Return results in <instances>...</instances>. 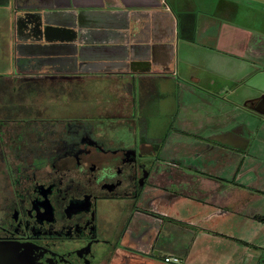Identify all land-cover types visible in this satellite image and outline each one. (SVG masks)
<instances>
[{"label":"crops","instance_id":"obj_1","mask_svg":"<svg viewBox=\"0 0 264 264\" xmlns=\"http://www.w3.org/2000/svg\"><path fill=\"white\" fill-rule=\"evenodd\" d=\"M14 76L49 92L41 101L52 117L131 124L159 141L166 173L185 175L161 205L187 207L197 223L168 217L180 233L167 234L165 255L256 259L248 235L264 223V0H0V79ZM165 106L172 112L154 133ZM173 136L184 151H169Z\"/></svg>","mask_w":264,"mask_h":264},{"label":"flooded vegetation","instance_id":"obj_2","mask_svg":"<svg viewBox=\"0 0 264 264\" xmlns=\"http://www.w3.org/2000/svg\"><path fill=\"white\" fill-rule=\"evenodd\" d=\"M35 81L6 78L0 101V264L9 244L18 264H147L173 247L178 223L161 204L185 175L166 173L159 141L131 124L52 117Z\"/></svg>","mask_w":264,"mask_h":264},{"label":"rangeland","instance_id":"obj_3","mask_svg":"<svg viewBox=\"0 0 264 264\" xmlns=\"http://www.w3.org/2000/svg\"><path fill=\"white\" fill-rule=\"evenodd\" d=\"M263 79H264V77H263ZM1 82H2V85H0V101L3 102V104H4V103L10 101L11 99H10L9 94H6V92H5V88H6L4 86L5 83H6L5 80L4 81H1V79H0V83ZM45 91H46V89H45ZM166 107L167 106H165L163 108V110L157 111V113H155V114H157L158 120L159 119H161V120L157 121V126H154L153 127L154 130H155V131H153L154 133H157V132L158 133H161L164 130V128H165L164 126L159 125V124L161 122L166 121V117H167L166 115H168L169 113L172 112V109H170V106L167 107L169 110L166 109ZM102 123H107V122L102 121ZM185 143H187L190 146L192 144V142H187V141H185ZM164 144H166V142ZM167 144H168V149H169L170 152L173 151V150H175V149H178L179 151L182 152L185 149V147L183 146L184 143L183 142H180L178 140V138L176 139L174 136L171 137V138H169V141H167ZM159 160H161V163L162 162L163 163H166V158H164V157H159ZM218 175L220 176L221 174H218ZM209 176L210 175H207V177H209ZM215 199H218V198L215 197ZM188 207L191 208V209L196 210L195 206L190 205ZM162 212L165 214V216L170 217V218L174 219L175 221L183 222V223L190 224V225L197 224L195 222V220H194V217L191 218L189 216L190 213H188L189 211H188V208L187 207H183L181 205H178V206H175V207H170V208H168V207H162ZM261 220L262 219H260V218L256 220L257 223H259L260 227L262 228V230L260 232H258V235L257 234L256 235H252L251 233H252L253 230L248 235V238L250 239V243L248 245V247L250 248L249 255L251 256L253 251L254 252H257V253L254 254L256 256V259L254 260L253 258H250V260L247 262V264H264V249H262L260 251H256V250H259L258 246L255 247V245L254 246L253 245H250L251 242L254 241V242H257L260 245V247H264V223H262ZM220 239L219 240L223 244H228V241L229 240L227 238H225V237L222 236V237H220ZM231 241H233V240H231ZM238 243H240V242H238ZM219 247H221V246H219ZM162 255H165V254L163 253ZM149 261H151V263H153V264H169V263L164 262L163 259H162V257L153 258L152 260H149Z\"/></svg>","mask_w":264,"mask_h":264},{"label":"water","instance_id":"obj_4","mask_svg":"<svg viewBox=\"0 0 264 264\" xmlns=\"http://www.w3.org/2000/svg\"><path fill=\"white\" fill-rule=\"evenodd\" d=\"M247 141L245 140L244 143ZM7 247V248H6ZM7 251V252H6ZM166 252V250H155L150 257L153 258H159L163 257V253ZM8 254V264H18L22 263L21 260L17 259V246L9 244L8 246H5V253L3 254ZM25 264H27L26 259H24Z\"/></svg>","mask_w":264,"mask_h":264},{"label":"built area","instance_id":"obj_5","mask_svg":"<svg viewBox=\"0 0 264 264\" xmlns=\"http://www.w3.org/2000/svg\"><path fill=\"white\" fill-rule=\"evenodd\" d=\"M162 259L164 262L169 264H181L180 258L174 255H165Z\"/></svg>","mask_w":264,"mask_h":264}]
</instances>
